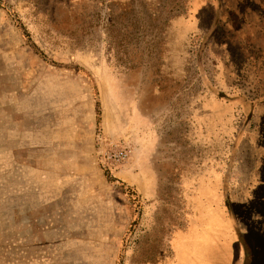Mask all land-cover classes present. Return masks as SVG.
I'll use <instances>...</instances> for the list:
<instances>
[{
  "label": "rangeland",
  "instance_id": "374dc122",
  "mask_svg": "<svg viewBox=\"0 0 264 264\" xmlns=\"http://www.w3.org/2000/svg\"><path fill=\"white\" fill-rule=\"evenodd\" d=\"M230 8L0 0V264H167L204 207L261 218L264 29Z\"/></svg>",
  "mask_w": 264,
  "mask_h": 264
},
{
  "label": "crops",
  "instance_id": "0c3cea01",
  "mask_svg": "<svg viewBox=\"0 0 264 264\" xmlns=\"http://www.w3.org/2000/svg\"><path fill=\"white\" fill-rule=\"evenodd\" d=\"M221 2L223 5L227 3V9L230 8L229 0H221ZM256 9L248 7L244 12L241 8L238 11L230 8L231 11L228 13L232 12L240 18H244L242 21V26L245 28L243 33L258 34L261 33V29H264V25L261 24L264 16L261 17ZM262 11L264 12L263 8ZM225 13L226 7H222L220 18L224 25H226ZM250 18L255 20L251 21ZM227 26H231L230 22ZM260 174V180L252 187L256 195H264V170L261 169ZM258 200L261 203L259 206L261 218L257 216L254 219V225L248 228V232L241 228L245 225L242 218L232 213L227 205L226 209L221 203L208 208L204 207L205 213L203 215L201 213V218L187 228H179L173 233L172 257L167 264H184L185 253H187V257L194 260L192 264H247L248 250H250L249 264H264V196ZM203 216L204 220H202ZM212 217L213 221L212 219L209 221V218ZM250 231L255 233V238H253L255 242H251L255 245L250 243L251 240L242 241V237L246 238Z\"/></svg>",
  "mask_w": 264,
  "mask_h": 264
},
{
  "label": "built area",
  "instance_id": "2783aa9c",
  "mask_svg": "<svg viewBox=\"0 0 264 264\" xmlns=\"http://www.w3.org/2000/svg\"><path fill=\"white\" fill-rule=\"evenodd\" d=\"M114 156H109V159L113 158ZM123 157H125V155H123ZM121 158L119 157V159L117 158V160H120ZM116 159H114V161H117Z\"/></svg>",
  "mask_w": 264,
  "mask_h": 264
}]
</instances>
